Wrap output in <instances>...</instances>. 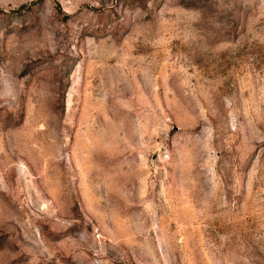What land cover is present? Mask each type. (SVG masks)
<instances>
[{
  "label": "rangeland",
  "instance_id": "rangeland-1",
  "mask_svg": "<svg viewBox=\"0 0 264 264\" xmlns=\"http://www.w3.org/2000/svg\"><path fill=\"white\" fill-rule=\"evenodd\" d=\"M0 264H264V0H0Z\"/></svg>",
  "mask_w": 264,
  "mask_h": 264
}]
</instances>
